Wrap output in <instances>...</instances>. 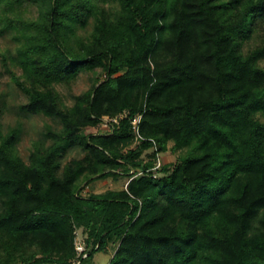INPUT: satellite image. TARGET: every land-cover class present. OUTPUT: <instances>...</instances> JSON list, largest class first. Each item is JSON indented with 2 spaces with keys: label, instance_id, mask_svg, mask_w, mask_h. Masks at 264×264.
<instances>
[{
  "label": "trees",
  "instance_id": "1",
  "mask_svg": "<svg viewBox=\"0 0 264 264\" xmlns=\"http://www.w3.org/2000/svg\"><path fill=\"white\" fill-rule=\"evenodd\" d=\"M104 1L30 0L40 17L21 52L33 84L13 81L24 109L58 117L63 131L33 166L11 152L14 132L0 135V264H70L79 228L89 253L81 264L115 240L109 264H264V44L244 54L239 41L264 0H115L114 21ZM92 14L94 45L71 53L67 32ZM86 67L107 78L70 112L53 84ZM124 111L109 131L81 134ZM139 114L143 140L131 124ZM170 142L182 151L175 165L142 161ZM77 146L85 158L60 178L59 157ZM121 175L126 190L83 193Z\"/></svg>",
  "mask_w": 264,
  "mask_h": 264
},
{
  "label": "rangeland",
  "instance_id": "2",
  "mask_svg": "<svg viewBox=\"0 0 264 264\" xmlns=\"http://www.w3.org/2000/svg\"><path fill=\"white\" fill-rule=\"evenodd\" d=\"M100 9L109 15L114 21L119 15L121 8L115 0L100 2ZM40 17V9L30 0H6L0 4V135L6 137L15 133V142L11 152L18 157L25 165L33 166L37 163L39 153L44 154L54 142L55 135H61L63 123L56 116H49L44 113L32 114L24 109L28 103V97L14 83L13 76L16 75L21 81L29 86L33 84V74L24 68L22 49H28L31 45L29 21ZM98 15H90L85 23L76 24L68 31L67 46L71 53L80 54L87 52L95 43L94 32L98 24ZM239 39V38H238ZM241 48L244 54L264 44V13L253 23L252 33L241 41ZM264 68V60L260 62ZM106 72L103 67L83 68L76 76L67 81H59L53 84L54 91L58 94L61 106L70 111L76 112L81 106V97L87 95L99 82L106 79ZM256 117L264 123V109L257 112ZM106 119V118H104ZM83 135H98L104 132L102 125L88 126L82 128ZM138 143L135 142L122 150L123 153L129 149H135ZM173 142L168 144V150L152 157V151L143 153L141 159L144 163L152 162L156 167L159 164L175 165L182 151H172ZM86 154L81 147H74L66 150L59 157L57 173L63 178L69 167L85 158ZM88 173L79 177L77 184H84ZM130 178L121 175L119 178H105L95 180L86 189L85 193L93 192L95 195H105L111 191H122L127 189ZM78 233L85 238L83 228ZM119 244L115 240L109 248L97 252L91 259L85 260L83 264H109L113 258L114 251Z\"/></svg>",
  "mask_w": 264,
  "mask_h": 264
},
{
  "label": "built area",
  "instance_id": "3",
  "mask_svg": "<svg viewBox=\"0 0 264 264\" xmlns=\"http://www.w3.org/2000/svg\"><path fill=\"white\" fill-rule=\"evenodd\" d=\"M128 115H129L128 111H124L123 113L119 114L114 118H106L102 123V128L104 129V131H109L112 127L111 126L112 123L119 124V122L122 119L127 118ZM141 119H142V115L139 114L131 120V124L134 129V134L138 140H143L139 131V124L141 122ZM160 166L161 164H159V166L156 168H159ZM86 189L83 192L84 194H86L85 193ZM74 246H75L76 256L74 257V259L71 261L70 264H81L82 259L87 258L89 253L87 246L84 242V239L79 235V233L76 234V238L74 240Z\"/></svg>",
  "mask_w": 264,
  "mask_h": 264
}]
</instances>
